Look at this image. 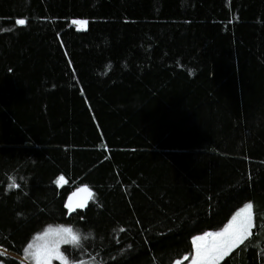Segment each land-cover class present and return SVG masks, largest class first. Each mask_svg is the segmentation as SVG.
I'll list each match as a JSON object with an SVG mask.
<instances>
[{
	"label": "trees",
	"instance_id": "trees-1",
	"mask_svg": "<svg viewBox=\"0 0 264 264\" xmlns=\"http://www.w3.org/2000/svg\"><path fill=\"white\" fill-rule=\"evenodd\" d=\"M247 201L217 264H264V0H0V247L65 223L69 264L186 263Z\"/></svg>",
	"mask_w": 264,
	"mask_h": 264
},
{
	"label": "snow or ice",
	"instance_id": "snow-or-ice-1",
	"mask_svg": "<svg viewBox=\"0 0 264 264\" xmlns=\"http://www.w3.org/2000/svg\"><path fill=\"white\" fill-rule=\"evenodd\" d=\"M18 25H25L27 23V18L19 19L15 22ZM73 24L78 25L77 28L78 31H86L88 26L87 20H80V21H72ZM110 67V65H109ZM62 182L64 181V177H59L55 183L58 186H62ZM20 185L16 182V179L14 177L11 178V182L8 184V190L19 188ZM82 192L88 193L87 199H92L94 194L91 192V190L88 187H84L80 189ZM87 199L76 204L73 206V203L71 202V199L67 203L66 207L69 210V214H71L72 211H75L76 208H84L87 203ZM252 209L253 205L251 202H249L244 209H242L240 212L236 214V217L233 218V224H235L238 220H240L242 217H247L246 222H241L239 226V230L232 236L229 237V232L232 229L233 225H229L228 228L224 230V232L216 234L217 237H225L218 245H215L212 249H205L203 252L200 250L199 247H197V255L196 258L193 260V264H216V261L223 259L225 255L228 254V252L232 249L234 245L237 244V242L242 243L243 242V235L244 233H247L249 228L252 224ZM123 230V229H121ZM55 236L56 240L49 242L45 247H47L49 254L53 252H58L59 243H70L73 245H79L81 241V236L78 232L74 231L71 227H65V226H57L56 228H53L49 226L43 236H38L36 239L41 240L48 236ZM209 236L212 234L209 233ZM206 237H200L197 239H205ZM36 251H31L34 248L33 244H29L27 248L25 249V252L27 255L36 258L39 262L41 260V250L39 246H35ZM48 256H44L43 260L45 261V264L47 262ZM65 264H67V261H65ZM179 264V262H177Z\"/></svg>",
	"mask_w": 264,
	"mask_h": 264
},
{
	"label": "rangeland",
	"instance_id": "rangeland-1",
	"mask_svg": "<svg viewBox=\"0 0 264 264\" xmlns=\"http://www.w3.org/2000/svg\"><path fill=\"white\" fill-rule=\"evenodd\" d=\"M65 181V179H64ZM64 182H62L63 184ZM85 186H83L82 188H84ZM87 187V186H86ZM80 188V189H82ZM89 188V187H88ZM80 189L76 190L71 196H70V199H71V202L73 203V206H75L76 204L84 201L87 199L88 197V193L86 192H82L80 191ZM90 189V188H89ZM91 190V189H90ZM69 199V200H70ZM89 199H87V202H88ZM250 201H247L245 202L243 205H241L234 213L233 215L231 216V218L229 219V221L222 227L220 228H217V229H208V230H205L203 232H200L198 234H195L193 236V251L192 253L187 257L188 259V263L187 264H193V260L196 258V255H197V247L200 248V250L203 252L205 249H212L215 245H218L223 239H225V237H217L216 234L218 233H221V232H224V230L226 228H228L229 225H233L232 229L230 230L229 232V237L234 235L238 230H239V226H240V223L243 221V222H246L247 220V217H242L240 220H238L235 224H233V218L236 217V214L238 212H240L242 209L245 208V206L249 203ZM252 214H253V209H252ZM252 223H253V215H252ZM65 226V227H71L74 231H76L71 225L69 224H65V223H62V224H57V225H52L51 227L53 228H56L57 226ZM252 225V224H251ZM48 228V227H47ZM46 228V229H47ZM45 229V230H46ZM45 230L39 232L38 234L35 235V237L30 241L29 244H33L34 245V248L31 250V251H36V247L35 246H39L40 247V250H41V260L38 262L36 258H33L29 255L26 254L25 252V255L23 257L24 260H26L27 262H29L30 264H45V261L43 260V257L44 256H48V259H47V262L46 264H58V263H63L65 264V261H67V264L70 263V259H69V256L66 254V252L64 251L63 249V246L66 245V244H70V243H59V247H58V252H53L51 254H49L48 252V249L47 247H45L49 242H52V241H55L56 240V237L55 236H48V237H45L44 239H41V240H37L36 238L38 236H43ZM211 233L212 235L209 236L208 234ZM249 234V233H248ZM247 236L246 233H244L243 235V239ZM200 237H206L205 239H197V238H200ZM240 242H237L236 245H238ZM28 244V245H29ZM27 245V246H28ZM234 245L232 247V249L236 246ZM27 248V247H26ZM231 249V250H232ZM14 254L15 256H18L17 254L15 253H12ZM21 258V257H20ZM221 260V259H220ZM216 261V264L220 261ZM180 264V263H179Z\"/></svg>",
	"mask_w": 264,
	"mask_h": 264
},
{
	"label": "water",
	"instance_id": "water-1",
	"mask_svg": "<svg viewBox=\"0 0 264 264\" xmlns=\"http://www.w3.org/2000/svg\"><path fill=\"white\" fill-rule=\"evenodd\" d=\"M0 251H3V252H5V253H8V254H10V255H14V254H12V253H14V252H12V251H10V250H8L7 248H4V247H0ZM15 254H17L18 256H16V257H18V258H20V259H22L23 261H26V260H24L23 259V255H21V254H18V253H15ZM27 262V261H26ZM27 263H29V262H27Z\"/></svg>",
	"mask_w": 264,
	"mask_h": 264
},
{
	"label": "crops",
	"instance_id": "crops-1",
	"mask_svg": "<svg viewBox=\"0 0 264 264\" xmlns=\"http://www.w3.org/2000/svg\"><path fill=\"white\" fill-rule=\"evenodd\" d=\"M252 227H253V223H252L251 227L249 228L248 232L246 233L247 235H248V233L251 232ZM177 262H179L180 264H187L188 263V262L184 263V260H178L174 264H177Z\"/></svg>",
	"mask_w": 264,
	"mask_h": 264
}]
</instances>
